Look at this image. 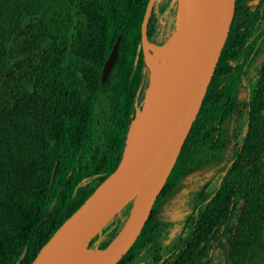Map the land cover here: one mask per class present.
I'll return each mask as SVG.
<instances>
[{"label": "trees", "instance_id": "obj_1", "mask_svg": "<svg viewBox=\"0 0 264 264\" xmlns=\"http://www.w3.org/2000/svg\"><path fill=\"white\" fill-rule=\"evenodd\" d=\"M238 1L201 106L165 184L174 174L182 178L189 167L180 161L196 146L206 115L202 106L222 86L231 92L248 60L250 51L240 60L232 48L236 17H247V1ZM146 3L0 0V264H30L89 195L85 183L98 185L117 166L149 86L140 28ZM175 18V1L160 5L154 0L145 41L164 44ZM118 35L117 60L100 86L102 64ZM220 61L230 66L220 69ZM256 78L243 105V127L215 189L201 203L203 213L191 215L187 239L160 264L189 263L197 249L218 244L230 220L225 263L264 264V61ZM110 122L114 131L105 132L101 143L96 127L104 129ZM100 157L108 159V166L97 172L94 162ZM160 207L152 206L140 236L156 211L165 215ZM217 207L220 214L211 216ZM117 231H111L110 240Z\"/></svg>", "mask_w": 264, "mask_h": 264}, {"label": "water", "instance_id": "obj_2", "mask_svg": "<svg viewBox=\"0 0 264 264\" xmlns=\"http://www.w3.org/2000/svg\"><path fill=\"white\" fill-rule=\"evenodd\" d=\"M172 1L176 3L175 31L183 23V17L177 20L182 0ZM153 2L154 0H147L143 12L140 25L142 44L146 42L143 38L144 28ZM233 8L234 0H208L192 59L173 99L165 109L160 128L130 146L128 144L129 126L125 148L115 169L60 224L30 264H72L81 251L88 249V244L94 236V226L91 223L93 214L104 208L127 186L138 183L154 171L146 195L139 204L131 203L122 226L106 247L100 249L101 255L95 264H107L108 261L120 256L133 243L150 216L153 201L165 183L201 106L229 31ZM119 42L120 35L116 37L102 64L100 86L106 81L117 60ZM143 107L144 105L134 119L137 114H142ZM82 226L87 235L79 240Z\"/></svg>", "mask_w": 264, "mask_h": 264}, {"label": "rangeland", "instance_id": "obj_3", "mask_svg": "<svg viewBox=\"0 0 264 264\" xmlns=\"http://www.w3.org/2000/svg\"><path fill=\"white\" fill-rule=\"evenodd\" d=\"M166 1L158 0V3L164 5ZM181 18L182 14L179 12L177 20ZM263 55L264 52L259 50L255 59L247 68L238 73L231 85V92H229L227 86H222L202 106L206 115L201 120L200 131L196 134V146L180 161L181 164H189L186 173L180 179H177V175L174 174L167 184H163L153 201L152 206L154 204L162 205L160 208L162 211H166L165 215L159 217L157 215L159 211H156L155 216L150 218L144 234L140 236L139 232L133 243L111 264L118 260H120L119 264H160L163 259L177 250L180 243L187 239L189 219L193 213H203L200 211L201 203L215 189L231 148L243 127V105L251 94V85L257 74L256 67ZM143 57L146 64L144 51ZM228 66H230L228 62L220 61L218 63L220 69H225ZM262 117L264 119V111ZM114 127L115 125L112 122L108 123L104 129L96 127L95 137H98L102 143L104 133L106 132L105 135L111 133L114 131ZM96 160L94 163L98 166L97 172L107 168V158L100 157V160ZM96 186L94 181H89L85 183L84 189L90 194ZM143 188L144 190L142 189L140 192L144 195L146 186ZM135 195L136 192L124 204L115 209L112 219L91 238L92 243L90 246L88 244V249L97 248L101 251L100 249L106 247L107 241L110 240L111 231L120 229V223L125 219L124 210L128 204L134 203ZM219 210L217 207L212 211L211 216L217 217L220 214ZM232 224L233 221L230 220L229 226L222 234L218 244L211 248L197 249L192 254L191 261L187 264H202L205 262L206 264H226V239L230 234ZM212 230L209 232L210 235Z\"/></svg>", "mask_w": 264, "mask_h": 264}, {"label": "bare ground", "instance_id": "obj_4", "mask_svg": "<svg viewBox=\"0 0 264 264\" xmlns=\"http://www.w3.org/2000/svg\"><path fill=\"white\" fill-rule=\"evenodd\" d=\"M208 0H182L180 12L183 23L163 46L143 42V51L149 70V86L144 95L142 114H137L131 123L128 144L134 145L160 128V122L167 105L173 99L187 70L197 43V35L205 15ZM176 41V39H178ZM154 171L136 184H130L119 192L104 208L96 211L91 219L94 234L99 232L111 219L115 209L124 204L136 192L137 205L146 195L153 179ZM146 186L143 195L140 191ZM144 193V192H143ZM87 235L84 226L79 232V240ZM101 251L89 248L81 251L72 264H95ZM114 260V259H113ZM113 260L107 262L111 264Z\"/></svg>", "mask_w": 264, "mask_h": 264}, {"label": "flooded vegetation", "instance_id": "obj_5", "mask_svg": "<svg viewBox=\"0 0 264 264\" xmlns=\"http://www.w3.org/2000/svg\"><path fill=\"white\" fill-rule=\"evenodd\" d=\"M245 1L247 2L243 6L247 9V13H245L247 17H236V23H234L231 30L233 53L234 56H237L235 58L242 60L244 54L250 51L248 60L245 62L240 72L247 68V66L255 59V56L258 54L259 50L264 52V4H262V1L260 0H239L238 2L239 4H243ZM263 61L264 55L260 62L257 64V71L258 67L263 63ZM256 81L257 78L255 79V81H253L251 89H253L256 85Z\"/></svg>", "mask_w": 264, "mask_h": 264}]
</instances>
